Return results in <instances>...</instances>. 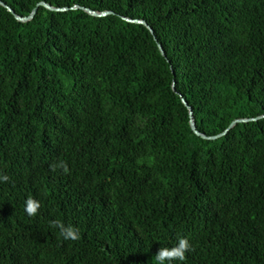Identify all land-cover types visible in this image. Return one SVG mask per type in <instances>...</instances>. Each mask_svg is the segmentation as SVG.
Listing matches in <instances>:
<instances>
[{"label":"trees","instance_id":"16d2710c","mask_svg":"<svg viewBox=\"0 0 264 264\" xmlns=\"http://www.w3.org/2000/svg\"><path fill=\"white\" fill-rule=\"evenodd\" d=\"M0 1V264H264V0Z\"/></svg>","mask_w":264,"mask_h":264},{"label":"clouds","instance_id":"9594fccd","mask_svg":"<svg viewBox=\"0 0 264 264\" xmlns=\"http://www.w3.org/2000/svg\"><path fill=\"white\" fill-rule=\"evenodd\" d=\"M59 168L63 173L69 172L66 162L60 161L59 163L50 165V170L56 171ZM7 175H0V183H7L9 181ZM40 208L39 201L29 197L25 201L24 211L29 217H34ZM50 226L58 229L59 236L65 241H77L80 239L79 229L73 226H65L58 220L50 222ZM194 247L190 244L187 238H179L176 245L168 248L161 247L154 256L156 264H171L172 261L183 262L186 259V253L193 251Z\"/></svg>","mask_w":264,"mask_h":264},{"label":"water","instance_id":"95a60500","mask_svg":"<svg viewBox=\"0 0 264 264\" xmlns=\"http://www.w3.org/2000/svg\"><path fill=\"white\" fill-rule=\"evenodd\" d=\"M0 6H2L3 8H5L11 15H13V17H14V19L16 21L21 22V23H25V22L31 21L34 18L35 14L37 12V9L39 7H43L45 9L49 10V11H52V12H65V11L68 10V8H55V7H51L50 5L41 2V3H39V4L36 5V7L31 11V13L29 14V16H27V17H20V16L16 15L11 8H9L8 6H6L1 1H0ZM72 9H81L82 11H84L85 13H87L88 15L93 16V17H105L107 15L112 14V12H109V11L95 12V11H92L90 9L83 8V7H78V6H75ZM123 19L125 21H127V22L144 26L149 31V33L153 36V39H154V41L157 44V47H158V50H159L161 56L165 58V53H164L161 45L157 42L156 37L154 36L153 30L146 24L145 21H142V20H131V19H127V18H123ZM172 87H173V90H174V85ZM179 97H180V100H181L182 104L188 110L189 127H190L191 131L197 137H200L201 139H204V140H213V139H216L218 137H221V136L225 135L230 129H232L238 123H246V122H249V121H255V120L259 119V118H263L264 117V116H261V117L255 118V119H236V120L232 121L230 123V125L227 127V129L224 130L221 134H219L217 136H214V137H208V136H206V135H204V134H202V133H200V132L197 131L196 126H195V123H194V120H193V114H192L191 108L188 106V104L185 102V100L182 98V96H179Z\"/></svg>","mask_w":264,"mask_h":264}]
</instances>
